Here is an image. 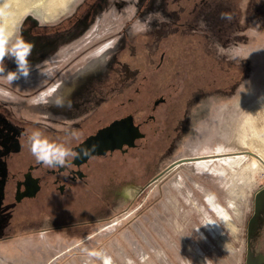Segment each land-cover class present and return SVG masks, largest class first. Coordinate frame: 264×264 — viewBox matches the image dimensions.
<instances>
[{
    "label": "rangeland",
    "instance_id": "obj_1",
    "mask_svg": "<svg viewBox=\"0 0 264 264\" xmlns=\"http://www.w3.org/2000/svg\"><path fill=\"white\" fill-rule=\"evenodd\" d=\"M168 1L0 0L3 162L15 126L81 137L138 109L154 147L115 154L64 212L45 176L32 209L0 216V264H264V0L201 3V56L172 80L153 67L186 14Z\"/></svg>",
    "mask_w": 264,
    "mask_h": 264
},
{
    "label": "flooded vegetation",
    "instance_id": "obj_2",
    "mask_svg": "<svg viewBox=\"0 0 264 264\" xmlns=\"http://www.w3.org/2000/svg\"><path fill=\"white\" fill-rule=\"evenodd\" d=\"M204 1L206 0H185L181 11H185L186 14L182 12L178 20V30L172 33L171 38L165 40V42H168L167 49L161 50L160 55L154 62L153 67L156 68L154 75L171 74L169 77L172 80L177 76V73L180 76L183 69L182 65L188 67L187 73H189V68H191L190 66L193 62L188 61V58L190 59L193 55L194 57L201 56L198 50L202 40L199 39L204 36L196 32V35L193 34L189 24L195 10ZM173 3L174 0L168 1L170 10H173ZM182 27L187 28L184 29ZM194 37L196 38L195 41ZM141 44V49L144 48L143 50L149 52V49H146L142 41ZM142 52L140 53L139 61L142 59L143 62L147 63V61H144ZM130 53L132 51L126 52L124 50L121 55L123 58H127ZM145 66L147 67L148 65L146 64ZM152 79H155V77ZM187 79L188 76L187 78L185 77L184 84ZM153 84L159 87L160 77L157 81L154 80ZM79 85L81 84L75 82L72 86L75 88ZM75 91H73V94H75ZM164 101L166 99L161 96L154 103L158 105ZM143 112L144 109H138L135 112L115 118L109 123L100 126L93 133L85 134L81 137L68 136L59 132H33L29 126H15L14 130L8 132L5 136L6 140L11 139L13 143L15 142L18 145V149L12 154L13 160L3 162L2 158L0 159V216L9 219L20 212L32 209L28 207L22 210L20 207H25L26 201L33 202L40 199L46 185L44 178L47 175L57 176L54 182L59 196L50 206L56 209V212H53L54 214L60 211L64 212L70 206L75 205V203L82 202L88 195L92 194L95 197L96 188L93 184L96 174L103 171L106 167L110 168L112 166L109 165V161L112 160L115 154L120 152L125 158L129 153L137 152L142 158V153L144 154L148 149L154 148L147 143L152 135L142 127ZM123 119L126 120L121 121ZM116 121H118V124L114 126L113 134L107 136V138L92 139L101 130ZM103 136L106 135L103 134ZM134 136L133 144L129 145L127 142L132 141L131 138ZM88 140H93V143H89ZM93 149L94 152H92ZM85 151L87 154H84ZM61 160L64 161L63 164L60 163ZM6 166H9V168ZM50 207L44 209L49 210Z\"/></svg>",
    "mask_w": 264,
    "mask_h": 264
},
{
    "label": "bare ground",
    "instance_id": "obj_3",
    "mask_svg": "<svg viewBox=\"0 0 264 264\" xmlns=\"http://www.w3.org/2000/svg\"><path fill=\"white\" fill-rule=\"evenodd\" d=\"M11 16V15H10ZM8 29H9V27H8ZM10 30V29H9ZM6 32H8L7 31V29H6ZM10 32V31H9ZM4 33V32H3ZM2 33V34H3ZM72 88H73V86L72 85H67V86H65V88H64V90H63V93L65 94V96H67V95H69L70 93H72L73 91H72ZM71 89V90H70ZM69 91V92H68ZM247 122L248 123H250V124H252V122H253V118L252 117H249V118H247ZM254 126V125H253ZM252 126V127H253ZM194 159H197V158H193V159H190V160H193L194 161ZM231 160H230V162H231V164H233V165H235V164H240L241 163V158H230ZM185 162V161H184ZM135 190L136 189H132V190H130L129 192H128V194H134L135 193Z\"/></svg>",
    "mask_w": 264,
    "mask_h": 264
},
{
    "label": "water",
    "instance_id": "obj_4",
    "mask_svg": "<svg viewBox=\"0 0 264 264\" xmlns=\"http://www.w3.org/2000/svg\"><path fill=\"white\" fill-rule=\"evenodd\" d=\"M125 120H126V119H123V120H121V121H125ZM117 124H118V121L114 122L112 125H110V126H108L107 128L101 130V131L99 132V134H98L97 136L93 137L92 139L95 140V139H100V138H104V137L107 138V136H110L111 134H113V128H114V126L117 125ZM104 131H106V132H104ZM101 133H102V134H101ZM103 134H105L106 136H103ZM134 138H135V136L131 138L132 141L127 142V143H128L129 145H132V144H133V140H134ZM93 140H88V141H89V143L92 144V143H93ZM116 147H117V146H116ZM92 152H94V149H93ZM92 152H91V153H92ZM97 153H98V152H97Z\"/></svg>",
    "mask_w": 264,
    "mask_h": 264
},
{
    "label": "clouds",
    "instance_id": "obj_5",
    "mask_svg": "<svg viewBox=\"0 0 264 264\" xmlns=\"http://www.w3.org/2000/svg\"><path fill=\"white\" fill-rule=\"evenodd\" d=\"M21 54H23V52H22ZM84 154H87V152L85 151V153H84ZM60 163H61V164H63V163H64V161H63V160H61V161H60Z\"/></svg>",
    "mask_w": 264,
    "mask_h": 264
},
{
    "label": "snow or ice",
    "instance_id": "obj_6",
    "mask_svg": "<svg viewBox=\"0 0 264 264\" xmlns=\"http://www.w3.org/2000/svg\"><path fill=\"white\" fill-rule=\"evenodd\" d=\"M3 55V52L2 51H0V56H2ZM23 56V54H21V57Z\"/></svg>",
    "mask_w": 264,
    "mask_h": 264
}]
</instances>
